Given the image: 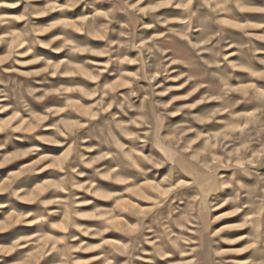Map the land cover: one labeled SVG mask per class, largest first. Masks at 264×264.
Instances as JSON below:
<instances>
[{
    "label": "rangeland",
    "instance_id": "obj_1",
    "mask_svg": "<svg viewBox=\"0 0 264 264\" xmlns=\"http://www.w3.org/2000/svg\"><path fill=\"white\" fill-rule=\"evenodd\" d=\"M0 264H264V0H0Z\"/></svg>",
    "mask_w": 264,
    "mask_h": 264
}]
</instances>
